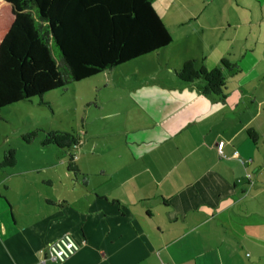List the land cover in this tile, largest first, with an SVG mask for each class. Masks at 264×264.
Returning <instances> with one entry per match:
<instances>
[{"label":"crops","instance_id":"1","mask_svg":"<svg viewBox=\"0 0 264 264\" xmlns=\"http://www.w3.org/2000/svg\"><path fill=\"white\" fill-rule=\"evenodd\" d=\"M151 1L172 40L124 74L111 123L74 146L78 171L59 150L0 170V264H54L63 233L80 247L59 264H264V0ZM191 58L238 66L223 99L177 78Z\"/></svg>","mask_w":264,"mask_h":264},{"label":"trees","instance_id":"2","mask_svg":"<svg viewBox=\"0 0 264 264\" xmlns=\"http://www.w3.org/2000/svg\"><path fill=\"white\" fill-rule=\"evenodd\" d=\"M171 40L151 0H0V108L157 51ZM223 68L239 71L227 58L211 69L191 58L175 74L195 83L202 95L223 99ZM247 135L257 137L253 129ZM78 143L72 131H47L41 141L60 149ZM15 163L9 149L0 168ZM67 169L78 171L72 154Z\"/></svg>","mask_w":264,"mask_h":264},{"label":"rangeland","instance_id":"3","mask_svg":"<svg viewBox=\"0 0 264 264\" xmlns=\"http://www.w3.org/2000/svg\"><path fill=\"white\" fill-rule=\"evenodd\" d=\"M168 22L169 19L165 18ZM167 49V55L173 59L177 54L183 53L180 46ZM156 53H148L125 63L105 69L95 75L73 81L64 87L45 92L42 96H33L8 104L0 108V160L7 150L13 149L16 163L13 166L0 168H27L33 166L31 158L47 161L45 152L59 150L65 152V158L74 153L75 148L57 149L52 145L42 146L41 141L47 131H67L75 133L79 138H90L92 131H96L101 124L112 120L114 96L121 94L124 74L132 72L143 75L156 68ZM254 123L264 133V109L254 116ZM35 136L30 142L24 138ZM262 133L259 138H264ZM52 148V149H48ZM41 166V165H40Z\"/></svg>","mask_w":264,"mask_h":264},{"label":"built area","instance_id":"4","mask_svg":"<svg viewBox=\"0 0 264 264\" xmlns=\"http://www.w3.org/2000/svg\"><path fill=\"white\" fill-rule=\"evenodd\" d=\"M223 146V142L219 141L217 143V150L221 154V149ZM233 157L237 158L241 163H246L249 160L240 158L237 152H233ZM250 173H246L245 177L250 179ZM80 245L69 233H63L60 236L53 239L49 242L44 250L45 258L43 262L48 261L50 263L59 264L67 260L70 256H72L78 249Z\"/></svg>","mask_w":264,"mask_h":264}]
</instances>
